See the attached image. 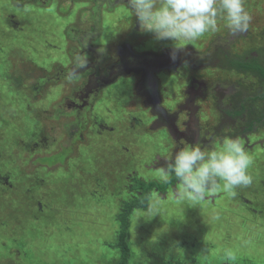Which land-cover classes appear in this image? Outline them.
<instances>
[{"label": "rangeland", "instance_id": "obj_1", "mask_svg": "<svg viewBox=\"0 0 264 264\" xmlns=\"http://www.w3.org/2000/svg\"><path fill=\"white\" fill-rule=\"evenodd\" d=\"M95 1L0 0V236L17 242L25 235L24 249L30 256L23 264H64L66 259L71 264H114V250H120L117 218L123 202L136 194L129 174L160 182L165 160L195 142L189 139L172 147L167 131L153 129L147 98L135 93L141 81L130 74L106 75L107 82L97 88L87 87L82 76L68 79L74 57L83 53L89 62L93 47H104L114 61H107L110 66L117 65L118 51L125 55L131 49L141 58L160 56L162 49L174 46L140 32L129 9L109 15L107 3L95 13ZM246 3L252 16L246 33L254 28L250 39L264 42V13L257 9L264 7V0ZM235 39L248 56L249 35L240 33ZM190 48L181 47L174 59L166 55V60H183L191 55ZM231 50L229 55L235 56L233 45ZM188 72L176 76L162 71L143 85L160 93L164 115L171 116L179 107L176 96L187 84ZM224 79L228 84L210 83L226 101L222 109L232 107L228 100L235 85L250 93L259 88V82L247 76L226 73ZM67 100L75 110L66 108ZM213 114L209 127H201L203 145L194 143L202 149L219 147L232 134L228 126L234 129L237 124L222 122L223 132L216 137L213 122L221 121L222 113ZM207 130L211 135L205 138ZM253 132L236 136L247 139L241 141L253 160L248 169L252 184L236 188L234 197L221 189L195 205L174 198L176 184L165 193L154 191L152 196L160 198L158 214L140 209L129 217V264H252L241 254L254 252L264 259V127ZM156 153L163 155L158 164L152 159ZM138 154L141 160L136 161ZM7 227H13L11 232ZM14 244L0 250V264H22L18 260L24 254ZM229 251L234 260L225 255Z\"/></svg>", "mask_w": 264, "mask_h": 264}, {"label": "flooded vegetation", "instance_id": "obj_2", "mask_svg": "<svg viewBox=\"0 0 264 264\" xmlns=\"http://www.w3.org/2000/svg\"><path fill=\"white\" fill-rule=\"evenodd\" d=\"M107 3V6L109 7L108 11L109 13H112H108L109 15L116 14V11L119 9L128 12L127 0H96L94 3V12L96 13L98 6L102 7L104 6V4ZM245 5L246 7H249L247 3ZM262 12L264 13V10H262ZM108 14L106 16H108ZM125 22H128L129 25L130 21ZM251 30H254V28L250 29L248 33L245 32L242 34H244V36L249 35L250 39V37L254 36ZM210 33L211 34L209 36L196 40L195 42H197V44H195V46L192 45L193 42L184 43V45L181 47H185L186 45L191 44V47L196 50L190 48L191 55L189 57L184 58L183 60H166L167 56H169L167 59L174 56V46L171 45L170 47H165L164 49H162V54L160 56H149L148 54H144V56L141 58L138 56L134 59L135 61L138 60V63L136 65L133 64V62L135 61L132 62V65L130 60H127L128 58L124 56L123 52L118 51L119 56H117L116 65V63H113L114 61L112 60V56H109V54L107 56L104 47H93L89 49V56H91L92 59L88 62V68L86 70H81L77 76H82L80 78H84L87 81L86 86L89 88L91 86H93V88L104 86V84L107 82L106 75H109V77L115 75L116 78L120 75V71L126 76L130 74L133 79L141 81V83L137 86L138 92L135 93L137 96H143L142 94H145V91L150 94V96H146L145 98H147V106L152 111L153 117L155 118V120L153 121V129L161 127L158 128L157 131L162 129L167 131L168 135L171 137V139H173L172 147L174 146V143L176 144V142H184L189 139H191L192 142L195 141L194 143L196 144L203 145V137H201V127L202 125L207 127L210 124V119L214 115L213 113L215 111H219V113H222L221 121L218 120L217 123L213 122V130L215 131L214 134H216V137H219L223 132V123L225 124L226 120L237 121V124L234 129L232 126H228V130L233 131L232 134H229L227 137L236 138V136L238 137L239 135L242 136L243 134L248 133L252 134L254 133L253 131L255 129H260L261 127H264V100L262 98L264 97V95L258 94L260 88H256L254 89V92L250 93V89L244 88L243 86L241 87V85L239 84L235 85L238 90L233 87L230 91L233 95L228 100V104H232V107L228 109H222V104H226V101H223L221 95L217 93V90L210 88V83L212 82L213 84H220L221 82L223 84H228L227 79H224V77L226 73H231L239 76H247L253 78L254 80H256V82H259L260 86L261 81L257 74L253 73L251 75H248L249 73H239L235 69L227 70L225 65L220 64L221 60L217 59H220V56L223 54H227L228 56H230L229 54L232 51L231 47L233 45L234 51L237 52L235 56H230L231 60H242L251 62L252 59L249 57L252 56H260L259 59L262 58L264 60L262 54L264 52V44L261 45V48H257L258 42L256 40L250 39V53L248 56H246V53L243 51L240 52V49H247L242 48V45L239 43V40L236 41L235 39V37L239 34L233 35L225 27L223 20H218V30L216 32ZM226 44H231V46L229 48H225ZM253 45L256 46V48ZM204 48H207L206 54L204 52L203 56H200V50ZM147 53L152 52L147 51ZM214 54L215 56L212 57ZM152 55L154 54L152 53ZM108 60L113 61L112 63L110 62V66H107ZM139 62H141V64H139ZM180 66L183 67V70L178 72ZM72 68L73 65L71 66L70 71L72 70ZM185 69H189V72L186 73L187 84L183 85L182 89L176 96V98H179L177 102L179 107H177V110L171 116L169 114L164 115L163 111L161 110V106H159L161 104L160 93L157 92L154 87H146V89H144L142 82L147 80L148 75H153L158 78V74H161L162 71H165L169 74L173 73L176 76H182V73L185 72ZM222 70H225V75L223 77H220L219 73ZM210 79L212 81H210ZM143 89L145 90L144 92ZM90 92L91 91H88V93ZM152 94H154L155 96L153 100L151 98ZM73 96L76 97L77 95ZM85 96V94L81 95V100H83ZM253 98H255L256 100L257 98H259V102L257 100L254 103ZM209 101H211L212 104L208 103ZM84 103L88 104L87 102ZM69 104L70 102L69 100H67L66 105L68 106ZM72 107L73 109H70ZM74 107L75 104L71 105V107L68 106L66 108L69 110H75ZM210 133L211 131L207 130V132L204 131L203 135L205 138H208V136L211 135ZM240 140L246 142L247 139ZM194 143L193 145H196ZM260 144L262 145V143H259V145ZM162 156L163 155L156 153L152 158L154 159V164H158L159 161H162ZM138 160H141L140 154L137 155L136 161ZM151 167L153 166H150V168ZM134 174L135 175H132L131 173L129 174L130 183L132 184L129 186L132 188H134L135 186L134 180L132 182V177L133 179H135V177L138 176V174Z\"/></svg>", "mask_w": 264, "mask_h": 264}, {"label": "clouds", "instance_id": "obj_3", "mask_svg": "<svg viewBox=\"0 0 264 264\" xmlns=\"http://www.w3.org/2000/svg\"><path fill=\"white\" fill-rule=\"evenodd\" d=\"M127 7L142 32L151 33L157 41H172L173 51L181 49L177 46L180 42L191 43L208 32H216L218 20H223L233 35L247 32L252 21L245 0H127ZM87 68V55L77 54L68 79ZM252 163L239 138L224 137L219 147L180 148L171 159L165 160L159 179L167 184L174 177V198L195 205L221 189L234 197L236 188L250 186L253 177L248 169ZM147 199L148 211L158 214L160 198L149 194ZM225 255L229 260L235 259L230 251Z\"/></svg>", "mask_w": 264, "mask_h": 264}, {"label": "trees", "instance_id": "obj_4", "mask_svg": "<svg viewBox=\"0 0 264 264\" xmlns=\"http://www.w3.org/2000/svg\"><path fill=\"white\" fill-rule=\"evenodd\" d=\"M261 0H258V4H260ZM257 9H261L264 10V7L260 6V8ZM220 21V20H219ZM264 44V42L262 41H258V47L257 48H261V45ZM263 57H264V52L262 53ZM259 55V54H258ZM260 57V56H259ZM259 57L256 56H252L249 57L251 58V62H247V61H242V60H231L230 56H228L227 54H223L220 56L221 59V63L225 65L226 69H235L237 70L239 73L240 72H245V73H249L248 75L251 74H257L260 78L261 81V85L259 86V91L258 94L259 95H264V60L262 58L259 59ZM239 61V62H237ZM260 98V97H259ZM257 98V100L259 99ZM264 100V97H262ZM254 103L257 101L255 98H253ZM259 102V100H258ZM134 180L135 186H134V191L136 192V194L133 195V198H130L128 201L129 202H123V207H122V212L119 214L118 216V221H119V225H120V229L118 231V235H119V244L117 246L118 250H114V255L112 256V258L115 260L114 264H129V259H130V250L128 247V243H127V237H128V227H129V217L136 211V210H144L146 211L148 209L149 204L148 203V199L147 197L149 196V194L153 195L154 191L157 192H161V193H165L169 188H171L172 186H174L176 184L175 178L173 177V179L171 180L170 183H163L162 181H142L138 179H132V182ZM6 227V226H5ZM3 227V228H5ZM13 229V227H7L6 228V232H8L10 230ZM1 232V230H0ZM25 240V235L22 236V234L20 236H18V240L17 242H15V239L12 236H0V242H2V244H0V250L6 246H10V247H14V243H16L19 251H21V253H23L24 255L22 257H20V259L18 260L19 263H25L27 262L26 260H24L26 257V255H29V251L26 250L25 244H23V241ZM240 246V245H239ZM117 251V253H116ZM236 254H241L239 252H237ZM258 252H254L252 254H241L243 256V258L245 259V261L250 260V263L252 264H258V261L263 262L264 264V259H260V257L258 256ZM13 258V257H12ZM67 262H64V264H71L70 259H66ZM248 262V261H247ZM162 264H185L182 262H163ZM193 264V263H191Z\"/></svg>", "mask_w": 264, "mask_h": 264}, {"label": "crops", "instance_id": "obj_5", "mask_svg": "<svg viewBox=\"0 0 264 264\" xmlns=\"http://www.w3.org/2000/svg\"><path fill=\"white\" fill-rule=\"evenodd\" d=\"M129 49H130V48H129ZM124 56H125L126 58H128L127 60H130L131 64H132L133 61H135V60H132V58H133V57H138V56H136L135 54L132 53L131 49H130V50L128 51V53L125 54ZM137 63H138V60H136L135 62H133V64H135V65H136ZM133 64H132V65H133ZM139 64H141V62H139ZM130 69H132V68H130ZM148 78L151 79V78H156V77L153 76V75H152V76L148 75V76H147V79H148ZM138 81H139V80H138ZM145 82H146V81L143 82V85L145 84ZM144 91H145V90L143 89V92H144ZM144 96H150V94H149L148 92L145 91Z\"/></svg>", "mask_w": 264, "mask_h": 264}]
</instances>
